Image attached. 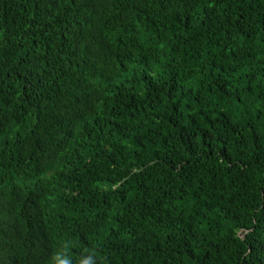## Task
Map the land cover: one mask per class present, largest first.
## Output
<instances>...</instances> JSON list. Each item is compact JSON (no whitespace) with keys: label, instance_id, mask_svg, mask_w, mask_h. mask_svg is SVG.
<instances>
[{"label":"trees","instance_id":"trees-1","mask_svg":"<svg viewBox=\"0 0 264 264\" xmlns=\"http://www.w3.org/2000/svg\"><path fill=\"white\" fill-rule=\"evenodd\" d=\"M0 264H264V0H0Z\"/></svg>","mask_w":264,"mask_h":264}]
</instances>
